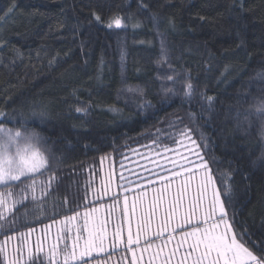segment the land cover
I'll list each match as a JSON object with an SVG mask.
<instances>
[{"label": "trees", "instance_id": "obj_1", "mask_svg": "<svg viewBox=\"0 0 264 264\" xmlns=\"http://www.w3.org/2000/svg\"><path fill=\"white\" fill-rule=\"evenodd\" d=\"M143 3L0 0V122L11 129L20 123L5 118L13 112L47 113L27 123L55 176L49 207L69 201L61 216L84 197L102 157L118 167L128 147L172 145L170 134L187 126L208 144L246 246L264 259V0ZM93 12L118 16L121 27L96 23ZM32 210L26 202L8 219Z\"/></svg>", "mask_w": 264, "mask_h": 264}, {"label": "snow or ice", "instance_id": "obj_2", "mask_svg": "<svg viewBox=\"0 0 264 264\" xmlns=\"http://www.w3.org/2000/svg\"><path fill=\"white\" fill-rule=\"evenodd\" d=\"M147 7L140 0L139 8ZM92 15L96 23H105L108 28L113 24L121 27L118 16L104 21L95 12ZM156 18L153 13V19ZM17 53L19 55L18 50ZM258 75L264 78V73ZM187 88L185 96L191 98L192 84ZM206 99L211 104L213 97ZM76 111L84 110L77 108ZM257 112L264 115V104L257 106ZM4 115L0 112V116ZM189 116L195 119L194 113L190 112ZM5 118L20 123L10 129L0 122V237H3L0 264H92L96 256L107 252L109 247L120 246L131 254L128 264H143V253H149L147 264H264V259L258 260L246 246L247 230H242L235 222L231 186L225 187L223 181L217 186L215 173L206 159L208 144L202 146L187 126L170 134L177 147L164 146V152H174L180 159L170 158L173 167L165 168L163 175L155 173L157 180H149L148 186H138V191L120 185L123 193H132L131 199L123 195L121 216L112 218L120 202V197H116L109 209L110 219L106 221L101 214L102 206H88L87 193L70 202L75 207H68L62 219L59 209L69 203L67 197L64 204L52 200L49 207L55 191V176L50 159L39 147L41 137L30 135L27 123L33 118L43 123L48 118L47 113L33 109L28 115L13 112ZM261 135L264 136V131ZM203 139L201 133L200 140ZM180 148L186 149L188 154L180 152ZM185 160L187 163L183 162ZM45 175H48L47 180L40 179ZM111 175L109 171L101 181L104 194L111 189ZM153 184L157 186L149 188ZM94 194L99 198V194ZM25 201L33 206L32 212L25 211L22 219L9 220L12 209ZM113 219L114 228L110 227ZM177 228L182 229L179 238L173 235ZM150 236L162 239V245L156 246L154 251H151V242L140 248L141 240L148 241ZM174 240L175 244L169 247ZM96 264L101 262L96 261Z\"/></svg>", "mask_w": 264, "mask_h": 264}, {"label": "rangeland", "instance_id": "obj_3", "mask_svg": "<svg viewBox=\"0 0 264 264\" xmlns=\"http://www.w3.org/2000/svg\"><path fill=\"white\" fill-rule=\"evenodd\" d=\"M177 139H179V137ZM164 146L165 145L160 143L156 144V142L130 146L126 149V151H124L122 155L123 159L119 164L120 166L118 167L114 165L112 158L107 157V159H103V161L101 160L99 163L98 175L95 171L94 174L90 175L89 177L91 185H89L86 192L87 204L95 203L93 206L97 207H100L101 205L113 206L115 204V199L113 200V204H111L112 201L108 198H110L109 196H115L118 193L119 189H121L120 185H133L135 183H138V181H141V183H143L141 185L148 186L149 180H157L155 173H159L161 171L162 174H165V168L173 167L172 163L170 162V158L180 159V157L176 156V154L171 151L164 152ZM169 146L177 147V145L175 144ZM179 150L186 155L188 154L186 149L184 148H180ZM192 158L194 159V157ZM183 162L187 163L186 160ZM109 171H111L112 173L110 178L111 189L107 192V194H104V189L101 187V181L108 175ZM117 176H120V180L117 179ZM121 176L123 177V179L121 178ZM46 177L47 176H43L40 177V179H45ZM130 187L133 188L132 186ZM150 187H155V185H150L149 188ZM94 193L99 194V198ZM149 193L151 192L149 191ZM103 201H106V204H101V202ZM26 202L28 201H25V203ZM20 205H16L13 209ZM181 231L182 229L177 228V232Z\"/></svg>", "mask_w": 264, "mask_h": 264}, {"label": "crops", "instance_id": "obj_4", "mask_svg": "<svg viewBox=\"0 0 264 264\" xmlns=\"http://www.w3.org/2000/svg\"><path fill=\"white\" fill-rule=\"evenodd\" d=\"M99 169L95 170L96 171V174L98 175V171ZM124 170V169H123ZM161 175H163L161 173V171L159 172ZM94 174V172H93ZM90 177V175L88 176ZM120 176H117V179H119ZM157 177V176H156ZM140 183V184H139ZM141 184V181H138V183H135L133 185H124V187H129V186H132L134 190H140L138 187L136 186H140ZM95 185V184H93ZM155 185V184H154ZM141 186H146V185H141ZM157 186V185H155ZM123 195H128L129 198L131 199V196H132V193L129 192V193H123L122 192V189H119L118 193L114 196H109L112 203L113 204V200L116 198V197H120V202L118 205H116V208H115V211L111 214V217L112 218H119L121 216V210H122V207H123ZM151 196V193H149V197ZM107 201V200H106ZM106 201H103L101 202V204H106ZM100 204V203H99ZM101 214L103 215V217L105 218V220H109L110 219V214H109V209H110V206L112 205H108V206H103L101 205ZM83 211V209L81 210ZM61 219L63 218L60 217ZM114 224H115V219H113V223L110 224V227H113L114 228ZM177 234H173L175 236H177V238H179V233L180 232H176ZM167 233L165 234V237L164 239L167 238ZM3 239V237H2ZM125 239H126V232H125ZM153 243V248L151 249V251H154L156 249V246H159V245H162L163 241L162 239H158L156 238L155 236H150L149 237V240L148 241H145V240H141V245H140V248H143L147 245V243ZM175 244V240L172 241V244L169 245V247H171L172 245ZM133 247H136L135 245ZM140 248L137 249V252H138V255L141 254L140 253ZM144 255V261H143V264H147V261H148V255L149 253H143ZM131 259V254L126 252L125 248L123 246H120V247H117L115 249H112L111 247L108 248V251L105 252V253H101L99 254L98 256H96L95 260L92 262V264H96V261H100L101 264H128V261Z\"/></svg>", "mask_w": 264, "mask_h": 264}, {"label": "clouds", "instance_id": "obj_5", "mask_svg": "<svg viewBox=\"0 0 264 264\" xmlns=\"http://www.w3.org/2000/svg\"><path fill=\"white\" fill-rule=\"evenodd\" d=\"M30 135L35 136L36 135V132L34 130H31Z\"/></svg>", "mask_w": 264, "mask_h": 264}]
</instances>
